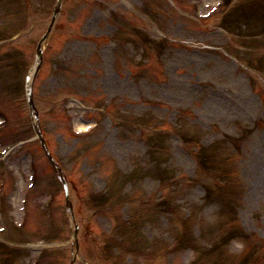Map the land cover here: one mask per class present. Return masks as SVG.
Instances as JSON below:
<instances>
[{
	"label": "rangeland",
	"instance_id": "374dc122",
	"mask_svg": "<svg viewBox=\"0 0 264 264\" xmlns=\"http://www.w3.org/2000/svg\"><path fill=\"white\" fill-rule=\"evenodd\" d=\"M28 1L0 0V38L22 28L13 13ZM33 1L25 29L37 26L0 44V111L7 119L0 124V264H70L64 189L34 139L24 89L56 0ZM229 1L64 0L35 96L71 181L80 223L76 264H264V142L257 143L264 137V34L243 44L230 36L247 25L237 15L264 23V1ZM221 87L228 92L217 95ZM86 104H107L118 121L106 115L79 139ZM130 119L180 125V135L138 134ZM99 195H112L113 204L102 197L98 204ZM235 206L247 236L256 238L225 234ZM44 234L49 245H41L52 246L46 254L28 249Z\"/></svg>",
	"mask_w": 264,
	"mask_h": 264
}]
</instances>
